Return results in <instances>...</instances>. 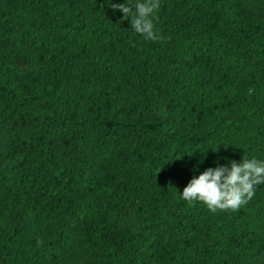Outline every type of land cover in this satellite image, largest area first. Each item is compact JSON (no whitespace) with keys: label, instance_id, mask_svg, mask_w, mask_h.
Returning <instances> with one entry per match:
<instances>
[{"label":"trees","instance_id":"1","mask_svg":"<svg viewBox=\"0 0 264 264\" xmlns=\"http://www.w3.org/2000/svg\"><path fill=\"white\" fill-rule=\"evenodd\" d=\"M127 2L0 0V264H264V184L181 198L264 161V0Z\"/></svg>","mask_w":264,"mask_h":264},{"label":"clouds","instance_id":"2","mask_svg":"<svg viewBox=\"0 0 264 264\" xmlns=\"http://www.w3.org/2000/svg\"><path fill=\"white\" fill-rule=\"evenodd\" d=\"M159 4L160 0H137L131 6L127 2L111 7L123 13V19L130 21L135 33L145 40L158 41L161 37L154 30L153 18ZM260 184H264V161L244 156L241 162L233 161L230 167L209 168L194 177L183 189L181 198L189 204L199 202L211 213L236 211L252 200Z\"/></svg>","mask_w":264,"mask_h":264}]
</instances>
